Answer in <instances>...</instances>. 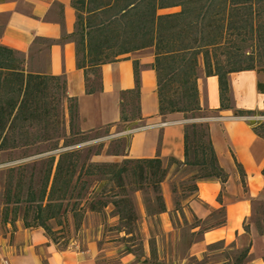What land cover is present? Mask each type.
I'll return each mask as SVG.
<instances>
[{
    "label": "trees",
    "instance_id": "1",
    "mask_svg": "<svg viewBox=\"0 0 264 264\" xmlns=\"http://www.w3.org/2000/svg\"><path fill=\"white\" fill-rule=\"evenodd\" d=\"M71 6L76 19L69 38L75 45L77 69L83 71L86 94L102 90L103 65L152 47L159 115L179 113L187 121L201 120L184 125L183 162L170 157L167 167L157 156L141 160L127 157L128 141L125 155L119 144L111 153L124 156L120 164L90 162L91 155L100 154L99 149L92 154L66 150L48 157L38 188L31 178L26 181L27 171L18 173L17 187L13 193L7 190L6 203L14 196L18 203L25 198L28 207L22 224L28 229H44L54 244L46 222L60 219L67 210L65 203L71 200L70 209L76 214L75 208L89 195L88 208L100 212L111 205L129 235L138 222L136 207L126 189L129 176L133 179L130 191L151 189L154 193L156 208L147 206L146 210L155 216L166 211L161 183L171 165L195 169L193 192L199 180L215 178L224 184L228 175L217 161L208 124L202 120L205 113L197 88L199 60L205 76L218 78V111L232 109L228 74L252 70L264 74V0H71ZM170 9L178 11L161 13ZM246 39L253 40L249 54ZM23 64L24 59L16 51L0 46V152L50 142L65 111L71 126L78 121L77 98L66 95L65 79L26 72ZM133 64L135 87L122 94L120 119L115 126L141 120L139 65ZM257 88L264 93V83L258 82ZM235 116L244 117L251 130L264 140V121L256 119L264 117V111L239 109ZM236 168L244 187L245 174L237 163ZM16 216L8 220L6 215L3 222L14 226ZM258 231L264 236L259 224ZM248 252L245 248L241 258Z\"/></svg>",
    "mask_w": 264,
    "mask_h": 264
},
{
    "label": "crops",
    "instance_id": "2",
    "mask_svg": "<svg viewBox=\"0 0 264 264\" xmlns=\"http://www.w3.org/2000/svg\"><path fill=\"white\" fill-rule=\"evenodd\" d=\"M75 19L71 0H0V46L16 51L24 59L26 72L65 79L66 95L77 98L80 132L119 123L122 94L135 87L133 62H136L139 65L141 120L139 128L130 134L127 157L141 160L157 156L164 167L170 157L183 162V127L188 121L179 113L159 115L157 81L151 68L154 49L137 50L119 61L103 65L102 90L86 94L83 71L77 69L75 45L69 38ZM199 62L197 88L199 104L205 113L202 120L208 124L217 161L228 177L224 184L215 178L199 180L195 183L196 191L181 199V213L185 218L205 220L217 210L224 215L223 223L204 231L189 244L188 251L190 255H200L207 245L235 242L239 247L247 245L250 264H264V236L259 233L255 219V203L264 204V140L251 130L244 117L235 116L239 109L264 111V93L257 88L258 82L264 83V74L256 70L228 74L232 109L218 111V78L205 76L203 63ZM116 158L104 161L122 160V157ZM236 163L245 174L244 187ZM172 168H168L167 179L161 183L166 211L158 214L167 235L176 230L171 216L180 214L174 203L172 180L168 181ZM260 225L264 226V219ZM4 226L3 231L0 230V264L2 259L8 264H108L100 262L101 251L94 241H87L82 248L75 245L60 248L42 228L28 229L18 220L14 226ZM198 229L191 228L190 232ZM116 264L138 263L130 254Z\"/></svg>",
    "mask_w": 264,
    "mask_h": 264
},
{
    "label": "rangeland",
    "instance_id": "3",
    "mask_svg": "<svg viewBox=\"0 0 264 264\" xmlns=\"http://www.w3.org/2000/svg\"><path fill=\"white\" fill-rule=\"evenodd\" d=\"M176 11L178 9H170L164 13ZM246 46V53L249 54L253 40L248 39ZM256 119L264 121V117H256ZM197 120L201 119L197 118ZM197 120L189 119L188 122H197ZM139 126V123H120L111 128L104 127L95 131L80 132L76 123L72 126L68 123V115L65 111L50 142L31 148L0 152V230L3 231L4 225L7 224L3 222L6 215L8 220H11L17 213L16 221L22 222L27 211L28 205L25 198L18 203L15 200L16 197L11 194V197H14L10 198V203H6L7 190L10 188L13 193L17 187L18 173L27 171L26 181L31 178L35 182V188H38L46 159L57 156L61 151L77 149L89 151L90 154L99 149L100 154L91 155L90 162L120 164L124 160V156L111 155V153L116 151L119 144L125 155L130 134ZM113 157H117L115 160L122 157V160L118 162L104 161ZM170 167L173 168L168 181L172 180L171 189L175 195L174 203L180 213L179 216L177 214L171 216L172 226L176 229L173 234H165L164 225L162 220H159L158 214L151 215L146 210L147 206L156 208L154 193L151 192V189L138 191L139 194L130 191L133 179L129 176L126 179V189L130 193L138 217V222L129 235L126 234L127 229L118 221L115 209L111 205L108 204L100 212L91 211L88 208V202L91 201L92 195H89L81 200L80 205L75 208L77 209L76 214L73 215V211L70 209L71 203L74 201L71 200L70 203H65L67 210L62 213L60 219L46 222L51 230V238L60 248L73 245L82 248L87 244V241H94L101 251L100 262L108 264H116L122 257L130 254L134 256V260L138 264H250L251 256L241 258V252L247 248V245L239 247L235 242H230V244L216 242L207 245L200 255H190L189 244L197 240L204 231L222 224L224 215L220 210H217L205 220H198L194 217L185 218L181 213L180 201L193 192L195 169L180 168L176 165ZM12 182L13 186L11 187ZM255 208V219L258 220L259 228L264 230V226L260 225V221L264 219V204L257 202ZM78 223H80L79 227ZM196 227L199 229L191 233L190 229Z\"/></svg>",
    "mask_w": 264,
    "mask_h": 264
},
{
    "label": "built area",
    "instance_id": "4",
    "mask_svg": "<svg viewBox=\"0 0 264 264\" xmlns=\"http://www.w3.org/2000/svg\"><path fill=\"white\" fill-rule=\"evenodd\" d=\"M1 264H8V262H7L6 259H2V260H1Z\"/></svg>",
    "mask_w": 264,
    "mask_h": 264
}]
</instances>
